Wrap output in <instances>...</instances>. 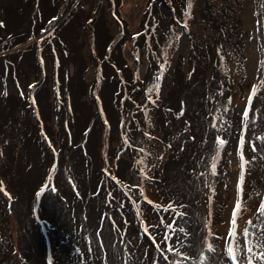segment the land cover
Here are the masks:
<instances>
[{
    "label": "rangeland",
    "instance_id": "rangeland-1",
    "mask_svg": "<svg viewBox=\"0 0 264 264\" xmlns=\"http://www.w3.org/2000/svg\"><path fill=\"white\" fill-rule=\"evenodd\" d=\"M168 2L0 0V264H168V252L157 251L162 242L165 249L187 244L192 264L207 242L216 250L206 248L204 264H231L221 240L235 249L225 230L231 210L239 200L240 217L252 219V209L264 201L256 0H190L188 22L177 24L172 37L164 33L173 52L146 103L148 118L135 114L126 126L123 105L143 101L140 89L138 96L129 92L150 71L146 47L159 49L154 40L138 38H147L153 22L163 32L158 18L178 15ZM213 21L228 23L241 45L224 51L229 122L217 131L208 122L205 135L215 132L205 139L175 115L185 109L210 119V85L195 77L184 84L190 51L206 49ZM122 84H128L123 91ZM254 85L259 91L245 126L243 109ZM216 134L225 143L208 181ZM241 154L249 162L243 170ZM169 204L183 215L164 211ZM242 223L238 219L237 237L244 244Z\"/></svg>",
    "mask_w": 264,
    "mask_h": 264
},
{
    "label": "trees",
    "instance_id": "trees-1",
    "mask_svg": "<svg viewBox=\"0 0 264 264\" xmlns=\"http://www.w3.org/2000/svg\"><path fill=\"white\" fill-rule=\"evenodd\" d=\"M189 1L190 0H184L185 7H182L183 0H169L168 3H170V5L172 6V9L175 10V6L178 7L177 9L178 15L176 14V12L175 14L170 12L169 14L162 16V18H158V22L165 24V28L163 32L161 29H160L161 31H158L157 28L155 27L157 26L156 22H153L152 28L146 33L147 38L146 39L142 37L138 38L139 40H144V43L146 42L150 43L151 41L154 40L155 43H157V47L159 49H155L151 47L150 48L151 50H150L148 47H146V52L148 51L149 53L148 63L150 65L149 66L150 71L147 72L145 78H142L137 83H134L132 85V90H130L129 92L132 95L136 93V95L138 96L139 95L138 89H140V95H142L143 101L137 100L135 102H132V104L136 107H127L126 105H123L124 107H122V110H125L124 112L126 113V116H127L125 119L126 126L131 121V117L135 118V114H137V116H138V113L140 115H144V118H146V115H147V118H148L149 113H150L149 112L150 108L146 105V103L150 102L149 98L151 99L153 97V85L162 76L164 69H165L164 62L168 59V56L173 52L172 43L170 42V40H167V38L164 36V33L166 32L168 36H171V33H173L174 31L173 28H175L177 24L183 25V23L188 22L190 15H189V9L187 8V4L189 3ZM255 9H256L255 16L257 20L256 30H257L259 44H260V48H261V52L263 56L261 60V67L264 70V0H256ZM166 17L168 18L170 22L168 23H166V21L161 22L162 20H166ZM225 24H226L225 22H214L213 21V23L210 24V26L214 30V36L211 42L206 47V49H202L200 46L194 45L193 49L190 51V56L188 59V68L186 72V83L184 84V86H187L189 81H191V79H193L194 77L195 79H198L201 82L203 80L204 87L207 84L210 85L209 89H211V94L207 99L211 100V105L213 104L214 107L212 106L213 109H212L209 121L208 120L206 121V119L201 116L190 115L191 113L186 115L185 109L181 111L177 110L178 112L175 115L176 116L175 118L182 119L181 124L183 123L186 125L193 124L194 131H196L197 133L192 130L190 131L195 133L196 135L198 134L202 135V137L205 139L213 138V133L217 131L218 127L220 125H223L224 122H229L228 96H229L230 86H229L227 75L225 74L224 51L233 45L239 47L241 45V38L238 35L237 40L236 39L233 40L232 39L233 36H231V33H230L231 31H228V29H226L229 26V24L228 23L226 25ZM230 29L231 28H229V30ZM166 41H167V46L169 47V50L167 49L166 45L162 46V44L166 43ZM201 61H204V65H202ZM122 65H120L118 68L115 66V71L121 70L120 68L122 67ZM217 79H219V81H217ZM127 85L128 84H122L121 90L123 91ZM169 108L172 114L174 110L176 111V107H174V110H171V107ZM194 117L196 118L195 121H193ZM210 121L212 124H215V131L212 132L208 130L207 134H209V136H206L204 133V130L208 128V122ZM166 130L168 129L166 128ZM215 138H216V146H215V149H213L212 151L213 153L210 156L207 167L205 169L208 171V175H207L208 181H210V178L213 175V172H212L213 165H215V163L213 162V159L218 160V157L220 156L221 147H219L218 138L219 140L221 139L223 140V137L219 134H216ZM217 144H218V147H217ZM138 154H141V153H138ZM137 159H138L136 160L137 162L141 160L139 158ZM174 208L176 209V206H174ZM256 211L257 209H252V220L254 223L257 222ZM208 213H210V211ZM212 213H215V215H217L218 211H212ZM208 225L209 223L206 221V226ZM214 227L215 226L213 224L208 226L209 229H213ZM250 230L251 228L249 229V231ZM190 231H188V229L184 230L185 235L188 236L189 234H191ZM208 233L211 234L212 236L214 235L212 230H208ZM163 237H165V235ZM182 238L184 242H187L186 236H182ZM190 240L191 239L189 237L188 241ZM165 245L166 244H164L163 242L161 243V246H162L161 250L166 251V249H169L172 245H175V244L171 245L170 243H168L166 249H165ZM186 245L183 246V249L181 248L180 245H177L175 253L172 251H167L168 254L170 252L169 255L167 254V257L169 259L168 264H192L193 260H191L190 257H187V259H185L186 250H187ZM206 248L209 249V244L207 242H206V245H203L199 249L197 256L198 257L200 256L201 258L200 259L198 258V261L194 264H201L203 260L204 252L206 251V254H207ZM212 250H216V248L214 249L212 247ZM188 254L190 253L188 252ZM203 264H204V260H203Z\"/></svg>",
    "mask_w": 264,
    "mask_h": 264
},
{
    "label": "snow or ice",
    "instance_id": "snow-or-ice-1",
    "mask_svg": "<svg viewBox=\"0 0 264 264\" xmlns=\"http://www.w3.org/2000/svg\"><path fill=\"white\" fill-rule=\"evenodd\" d=\"M189 7H190V4H189ZM49 23H52V22L50 21ZM260 70L261 69H258V71ZM258 91L259 89L254 85L251 93L246 98L248 101V104L244 107L243 114H242V121L245 124V126H247L249 123L250 106H251L253 97L257 94ZM257 139H264V138L257 137ZM218 141H219V145H223L225 143V141L219 140V138H218ZM241 144H243V137L241 138ZM252 150L255 151L256 150L255 147H253ZM140 151H143V149H141ZM240 161L241 163L239 164V167L240 169L243 170L245 168V165L248 164L249 162L244 160V157L242 154L240 156ZM213 174H215V165H213ZM242 176H243V173L241 172V178ZM145 178L148 179L149 177L145 176ZM237 188L239 189V184H237ZM3 190H4L3 186L0 185V191H3ZM43 190L44 189L42 188L41 191ZM141 193L143 194L142 188H141ZM5 194L7 195V193ZM148 203H152V202L148 201ZM241 208H242L241 202L237 200L235 204V208L231 210V219L230 221H226V224H225V230L227 233V237L236 240L235 249L233 248V245L230 242V240L224 239L223 237L221 238L222 244L226 245L227 247V256L230 259L231 264H264V228L260 227V225H264V201L261 202L259 208L256 211V220L258 223H254L251 218L243 219V217H240L239 211L241 210ZM169 209H172L175 212L176 216L183 215V213L176 212L175 208L171 204H169L168 207L164 209V211L167 212ZM238 219L243 220V223L240 225V229H241L242 236L244 238V244H241L239 242V237H237ZM174 222L175 221H173V223ZM168 227L171 229L172 225H168ZM250 228L253 229L254 231L250 232L249 231ZM173 231L175 230L173 229ZM179 231L183 232L184 229L180 228ZM250 237H254L255 241L253 242V240L250 239ZM165 239L168 240V239H171V237L166 234ZM209 249L212 250L211 245H209ZM254 249L256 250L254 251ZM157 251L163 252L165 250H161L158 248ZM166 251H172L175 253L176 249L169 248V249H166ZM165 259H168V257L165 256ZM185 259H187V257H185ZM201 264H203V260Z\"/></svg>",
    "mask_w": 264,
    "mask_h": 264
},
{
    "label": "bare ground",
    "instance_id": "bare-ground-1",
    "mask_svg": "<svg viewBox=\"0 0 264 264\" xmlns=\"http://www.w3.org/2000/svg\"><path fill=\"white\" fill-rule=\"evenodd\" d=\"M230 216V215H229Z\"/></svg>",
    "mask_w": 264,
    "mask_h": 264
}]
</instances>
